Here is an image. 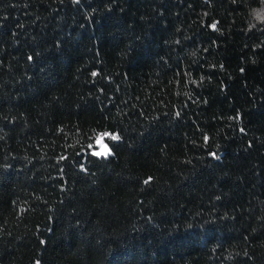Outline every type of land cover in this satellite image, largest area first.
Wrapping results in <instances>:
<instances>
[{
  "label": "trees",
  "instance_id": "obj_1",
  "mask_svg": "<svg viewBox=\"0 0 264 264\" xmlns=\"http://www.w3.org/2000/svg\"><path fill=\"white\" fill-rule=\"evenodd\" d=\"M260 4L0 0V264H264Z\"/></svg>",
  "mask_w": 264,
  "mask_h": 264
},
{
  "label": "snow or ice",
  "instance_id": "obj_2",
  "mask_svg": "<svg viewBox=\"0 0 264 264\" xmlns=\"http://www.w3.org/2000/svg\"><path fill=\"white\" fill-rule=\"evenodd\" d=\"M213 28H215V24L212 25ZM103 136H109L111 138V140H118L119 136L116 134H111V133H104ZM103 136H101L100 138H98V142L101 144L102 140H103ZM103 149L104 150H100V151H95L92 154L97 156V157H107L108 155H110V149L108 148L107 144H103ZM147 182V181H146Z\"/></svg>",
  "mask_w": 264,
  "mask_h": 264
},
{
  "label": "clouds",
  "instance_id": "obj_3",
  "mask_svg": "<svg viewBox=\"0 0 264 264\" xmlns=\"http://www.w3.org/2000/svg\"><path fill=\"white\" fill-rule=\"evenodd\" d=\"M257 9H259V18L253 20V23H255L256 25H262L264 24V4H260L259 7H251L249 10V17L251 18L252 12L256 11ZM103 134L104 133H102L101 136H103ZM100 147H101V150H104L103 143L100 144Z\"/></svg>",
  "mask_w": 264,
  "mask_h": 264
},
{
  "label": "rangeland",
  "instance_id": "obj_4",
  "mask_svg": "<svg viewBox=\"0 0 264 264\" xmlns=\"http://www.w3.org/2000/svg\"><path fill=\"white\" fill-rule=\"evenodd\" d=\"M102 143L103 144H107V142H105V137L103 136V140H102ZM108 145V144H107ZM108 148L110 149V155H108L107 157L109 158L110 156H112L113 154V151L111 150V148L108 146ZM101 150V147H100V143L98 142V145L96 146V149L95 151H100ZM94 151V152H95ZM98 158H101V157H98Z\"/></svg>",
  "mask_w": 264,
  "mask_h": 264
}]
</instances>
